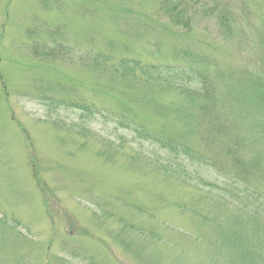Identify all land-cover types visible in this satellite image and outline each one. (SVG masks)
I'll list each match as a JSON object with an SVG mask.
<instances>
[{
	"label": "rangeland",
	"instance_id": "rangeland-1",
	"mask_svg": "<svg viewBox=\"0 0 264 264\" xmlns=\"http://www.w3.org/2000/svg\"><path fill=\"white\" fill-rule=\"evenodd\" d=\"M184 2L189 16L175 25L158 15L160 0H0V264H264L242 261L239 248L228 254L236 261L222 260L224 241L182 208L208 211L198 179L224 181L229 138L245 176L252 170L264 183V0ZM63 45L70 54L60 55ZM42 46L51 54L36 58ZM182 48L208 65L211 110L223 125L217 147L198 126L202 159L176 179L161 165L179 156L113 115L186 143L192 131L179 118L193 105L143 84L131 90L111 65L178 64ZM97 55L107 61L94 64ZM48 95L65 104L48 105ZM75 104L98 112L82 118Z\"/></svg>",
	"mask_w": 264,
	"mask_h": 264
},
{
	"label": "trees",
	"instance_id": "trees-1",
	"mask_svg": "<svg viewBox=\"0 0 264 264\" xmlns=\"http://www.w3.org/2000/svg\"><path fill=\"white\" fill-rule=\"evenodd\" d=\"M184 1L186 0H160L158 15L169 22H173L170 24L181 25L186 17L189 16L188 7L190 6L186 5ZM217 19L224 27L232 28L227 21V15H218ZM163 22V27L166 28L165 21ZM146 26L148 29L151 27L149 24H146ZM39 49L35 48L34 56L36 58L51 54L49 51H45L43 46L41 47V52L38 51ZM61 49L60 55L66 56L70 54V50L66 46L63 45ZM107 58L97 55L93 58V62L97 65L101 59L107 61ZM177 59L181 61L178 64H148L143 63L139 59L133 61L121 58L119 61H113L111 65L116 74L128 81V87L131 90H136L139 85L143 84L144 86H148L149 89L157 90L159 93L164 90L175 92V95L185 98V103L189 102L193 105L190 110L185 107L179 118L187 132L190 134V131H192L189 141L186 143L177 137L169 135L161 128L156 127L155 129H151L149 126H143L135 120V117L129 116L127 113L126 116H124V112L121 115H113L116 126L126 125L128 128H134V134H137L140 139L145 141L152 140V143L156 142L159 146H163L173 154L179 156L177 157L178 162H172L170 157L161 165V171L164 175L176 179L180 175L185 174L191 162L196 163L197 160L202 159L200 145L196 141L198 126L201 124L205 130L204 133L207 131L205 135L204 133L202 134L201 138L203 142L217 147L221 144L217 133L222 131L220 128L223 125L222 121H214L215 117L211 110L212 104L210 103L213 95H211L212 91L211 93L208 91L210 85L208 86V79L206 77L208 65L203 63L200 53L191 51L189 48H182L178 50ZM204 88L206 89L205 92ZM47 90L43 89L41 92L44 93ZM46 96L44 95L43 98ZM42 100L52 106L54 104L55 106L65 104L62 99L54 101L53 95H48V98ZM198 100H201V102L196 105L194 101ZM150 101L155 104H162L156 98H152ZM71 106L79 109L82 108V118L90 117L98 112L97 109L94 110L91 107H82L76 104ZM165 108L168 110L167 106ZM202 113L208 121L201 119ZM71 127L76 128V124H73ZM193 137L195 142L192 139ZM223 137H226V135ZM181 143L184 145H180ZM227 143L225 153L230 157V160L231 154L234 155V164H232L230 172L224 174V181L213 183V181L210 182L208 179H198L202 185L208 188L205 192L203 190L199 192V200L207 203L208 211L202 213L203 210L200 209L198 211L187 205H185L186 208L184 206L182 208L187 209L196 216L205 217L207 225L218 234L217 239L219 242L224 241L222 244L223 248L218 253L223 256L220 257L222 260L223 258L225 260L226 257L232 259L233 257L228 254L233 248H239L241 251L236 256L242 255V261L248 259L246 261L248 263H264V247L261 243L264 241V183H259V180H255L254 175L256 172L252 173V170H250V176H245L249 172L241 168L244 159L241 156H235L236 152L234 153L231 147V138L227 140ZM167 149L165 150L167 151ZM181 156H183L182 160L179 159ZM203 156L205 155L203 154ZM206 161L208 163L211 162L210 159ZM188 173L191 176V173ZM197 174L199 175V173ZM215 188L219 189V191ZM132 227V225H129L128 228ZM237 241L241 245L234 247ZM250 243H253L252 247L248 245ZM206 260L207 263H209L208 260L214 263L217 262L218 258H214L213 260L211 257L210 259L208 257ZM232 260L236 261L235 258Z\"/></svg>",
	"mask_w": 264,
	"mask_h": 264
}]
</instances>
